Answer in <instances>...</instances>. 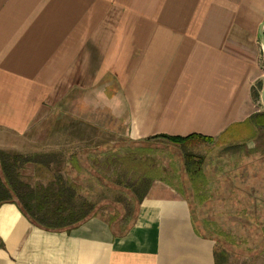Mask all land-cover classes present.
Listing matches in <instances>:
<instances>
[{"label": "crops", "instance_id": "1", "mask_svg": "<svg viewBox=\"0 0 264 264\" xmlns=\"http://www.w3.org/2000/svg\"><path fill=\"white\" fill-rule=\"evenodd\" d=\"M263 22L264 0H0V131L26 136L70 94L107 82L133 141L258 128ZM216 183L193 196L155 181L123 235L97 217L47 231L5 203L0 264H217L194 206L253 204L254 183L243 194L236 175Z\"/></svg>", "mask_w": 264, "mask_h": 264}, {"label": "rangeland", "instance_id": "2", "mask_svg": "<svg viewBox=\"0 0 264 264\" xmlns=\"http://www.w3.org/2000/svg\"><path fill=\"white\" fill-rule=\"evenodd\" d=\"M261 66L253 97L257 109L264 113V55ZM117 95L110 82L91 93L74 92L26 136L17 138L0 131V152L41 156L43 164L28 163L20 170L21 181L34 190L56 182L60 168L64 178L70 175L77 185L79 201L92 203L94 217L108 224L112 219L120 224L127 207L131 206L133 213L138 203L134 186L146 176L193 196H212L219 178L234 175L241 181L237 192L243 194L244 180L252 176L253 204L242 200L235 205L194 207L200 212L199 227L218 242V264H264V203H260L263 130L247 122L218 139L137 143L128 135L124 109H117ZM245 167L254 172L246 174Z\"/></svg>", "mask_w": 264, "mask_h": 264}, {"label": "trees", "instance_id": "3", "mask_svg": "<svg viewBox=\"0 0 264 264\" xmlns=\"http://www.w3.org/2000/svg\"><path fill=\"white\" fill-rule=\"evenodd\" d=\"M256 122L258 127L263 130L264 137V114L258 115ZM159 139L167 140L173 144L189 143L199 139L212 140L211 138L192 135L186 138L161 136L135 142L151 143ZM40 158L41 156H11L0 152V206L5 203L18 205L21 212L32 224L47 231H70L96 216L94 205L86 200L79 201V198H77V185L71 182L70 175H67V179L64 178L60 168L57 169L56 182H51L46 187L43 186L34 190L21 181L20 170L23 166L28 163L43 164ZM45 165L49 167L48 163H45ZM163 182L168 183L166 181ZM153 183V178L148 176L136 183L134 192L138 203L134 207V214L131 213L133 209L130 206L126 208L127 213L122 218V221H119L120 224H117L118 222L115 219L110 221L109 225L118 235L125 234L134 225L139 208ZM2 247L3 244L0 241V248Z\"/></svg>", "mask_w": 264, "mask_h": 264}, {"label": "water", "instance_id": "4", "mask_svg": "<svg viewBox=\"0 0 264 264\" xmlns=\"http://www.w3.org/2000/svg\"><path fill=\"white\" fill-rule=\"evenodd\" d=\"M259 40H260V43L262 44V47L264 48V22L261 25L260 30H259ZM261 98H262V102L264 104V89L262 91Z\"/></svg>", "mask_w": 264, "mask_h": 264}]
</instances>
